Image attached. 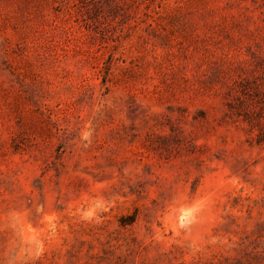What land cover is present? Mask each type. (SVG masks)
Returning <instances> with one entry per match:
<instances>
[{
	"label": "rangeland",
	"instance_id": "374dc122",
	"mask_svg": "<svg viewBox=\"0 0 264 264\" xmlns=\"http://www.w3.org/2000/svg\"><path fill=\"white\" fill-rule=\"evenodd\" d=\"M0 264H264V0H0Z\"/></svg>",
	"mask_w": 264,
	"mask_h": 264
}]
</instances>
